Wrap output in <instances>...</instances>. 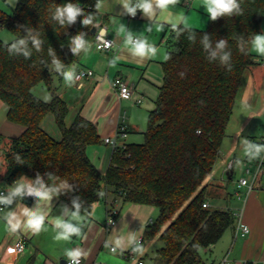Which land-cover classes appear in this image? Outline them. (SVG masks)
I'll return each instance as SVG.
<instances>
[{
	"label": "trees",
	"instance_id": "trees-1",
	"mask_svg": "<svg viewBox=\"0 0 264 264\" xmlns=\"http://www.w3.org/2000/svg\"><path fill=\"white\" fill-rule=\"evenodd\" d=\"M100 1L18 0L11 14L0 10V27L12 34L11 41L26 35L19 25L39 32L44 41L40 52L32 49L31 58L25 59L10 56L0 40V101L6 106L7 121L23 128L4 152L7 182L12 184L21 175L35 180L39 174L50 184L47 173L67 180L73 190L56 198L71 208L72 199L80 196L85 201L82 216L86 219L93 205L105 197L96 193L106 189L122 204L156 208L157 218L141 236L142 244L155 238L159 243L151 264H203L200 252L213 246L235 221L228 210L202 208L209 197L204 180L219 158L242 75L255 63L251 51L242 54L238 50L237 41L259 33L264 0H240L243 15L216 21L208 18L206 29H195V43L188 40L186 32L178 39L172 33L166 52L171 58L162 62L163 81L155 109L147 117L144 140L112 148L104 174L86 155L87 147L99 142L94 124L79 114L65 124L68 107L51 88L54 78L61 75L53 69L48 54L51 48L67 69L77 64L82 54L71 53L70 37L80 31L87 33L89 43L94 37L93 27L80 23L82 16L73 25L61 27L51 18L53 6L78 4L85 15L94 14L96 24ZM205 34L213 43L228 39L231 71L218 61H208L200 43ZM39 83L53 91L49 101L32 93ZM47 115L59 130V140L41 127ZM17 156L23 164L16 162Z\"/></svg>",
	"mask_w": 264,
	"mask_h": 264
},
{
	"label": "crops",
	"instance_id": "crops-1",
	"mask_svg": "<svg viewBox=\"0 0 264 264\" xmlns=\"http://www.w3.org/2000/svg\"><path fill=\"white\" fill-rule=\"evenodd\" d=\"M120 3L121 0H101L98 8L96 29L104 28L105 37L112 43L111 49L98 52L90 42V50L82 52L78 63L65 69H74L75 73L80 69H88L93 72L92 77L75 82L69 87L61 76L59 79L54 78L51 86L68 107V122L71 123L74 116L79 114L94 124L99 142L88 146L86 155L101 174H104L109 165L112 151V147L103 142L106 138H114L117 147L139 144L136 143L139 139L135 135L143 136L148 114L155 109V101L163 81V57L169 42L173 41L172 32L168 28L159 31L154 25L151 32L144 31L150 21L141 12L136 19H129L128 15L120 16ZM170 10L184 15L194 29L195 12L207 15L203 0H180ZM121 24L131 30L134 36L146 37L149 43L156 45L159 50L157 56L144 60L133 57L124 43L125 33L119 31ZM260 33H264V17L258 34ZM251 53L255 63L242 75L230 116V119L235 117V124L229 132L226 130L219 158L204 180L209 193L206 200L208 207L211 208L212 203L214 206L211 209L228 210L238 216V219H235L233 227L226 229L213 246L200 252L203 264H264V175L249 189L247 186H238L243 179L237 173L240 167L229 168L236 159H240L243 161V169L250 166L253 171L257 160L249 162L244 156V138L264 144V132L261 129V124L264 123V56H259L254 51ZM114 58L115 64H111ZM115 77L123 78L131 87L132 95L129 99L119 98L112 90L111 82ZM52 94L53 91L50 97ZM6 111V106L0 101V190L5 195L7 187L12 184L7 182L4 152L10 141L17 138L23 130L20 125L7 121ZM121 123L127 128L126 135L116 137L115 130ZM262 162L264 164V160ZM22 203L31 208L35 204V198L26 196ZM23 204L13 205L18 214L22 212ZM61 204L67 205L56 197L53 198L48 221L44 230L38 234L26 231L11 233L5 220L9 210L4 208L0 212V264H64L65 250L76 247L87 253L82 264H136L137 259L146 264V252L142 255L133 253L126 241L130 233H134L136 239L141 238L144 228L153 221V214L158 213L156 208L153 212V207L122 204L110 189H106L103 201L93 205L90 217H83L81 237H73L71 241H57L50 221L53 216L60 215ZM68 208L71 209L69 206ZM109 209L116 212L114 225L110 227L106 225ZM237 222L247 226L249 232L246 235L240 236L236 230ZM20 237L25 240L24 249L13 255L9 249H13ZM119 237L125 240L124 250L112 252L110 247H105L106 241H114ZM151 243H156L157 248L159 247L156 238L143 245L146 247L145 244L148 246Z\"/></svg>",
	"mask_w": 264,
	"mask_h": 264
},
{
	"label": "clouds",
	"instance_id": "clouds-1",
	"mask_svg": "<svg viewBox=\"0 0 264 264\" xmlns=\"http://www.w3.org/2000/svg\"><path fill=\"white\" fill-rule=\"evenodd\" d=\"M179 3L180 0H121L120 5L122 6V10L119 15H128L134 18L137 12L140 11L150 21L144 31L151 32L154 25L157 26L159 31H164L165 28H168L175 34L177 39L181 34L186 32L188 40L195 43L197 31L188 24L187 18L184 15L176 14L170 10L175 8ZM203 6L211 21H216L218 18L225 16L243 15L240 0H203ZM53 7L54 11L51 13V18L61 27L73 25L77 21V17L81 16L83 17L80 21L82 26L98 27L94 23V14L89 13L85 15L84 9L78 4L69 2L54 5ZM96 7L99 8V4ZM18 27L23 29L26 35L11 42L5 40L3 44L10 56L22 55L25 59H30L32 49L40 52L44 41L40 38L39 32L34 31L27 25H19ZM119 31L125 33L124 43L133 57L144 60L157 56L158 48L156 45L149 43L146 37L134 36L133 32L124 24L120 25ZM86 35V32L80 31L74 37H70L69 47L74 56L79 55L81 52L87 53L90 50L89 42L85 39ZM200 43L207 54L206 58L209 62L218 61L227 71L232 70V52L229 48L228 39L221 38L213 43L212 38L205 34L201 38ZM237 44L238 50L242 54L254 51L259 56H264V33L253 34L248 39L241 36L238 38ZM48 54L52 57V65L55 71L63 77L65 84L71 87L77 80L74 69L65 70L51 48L48 49ZM163 58L167 61L171 57L170 55H165ZM115 59L110 63L115 64ZM242 149L244 156L249 162L264 160V144H258L244 138L242 140ZM16 162L23 164L19 156L16 157ZM233 166L237 168L242 167L243 161L236 159L235 163L229 165V168L231 169ZM47 175L51 181L50 184L45 183L39 174H37L35 180L21 175L11 186L7 187L6 195L4 192H0V207L9 210L5 220L11 233L26 231L38 234L44 230V225L49 217V208L53 207V198H58L61 194H66L73 190L67 180H61L60 177L51 173H47ZM96 195L102 198L105 193L100 191ZM26 196L35 198L33 207L29 208L22 203ZM18 203L23 204L22 212L19 214L15 207H13V205H17ZM59 211L60 215L53 216L50 221L55 229V239L57 241H71L73 237H81L84 228L82 212L86 211L85 201L80 196H76L72 199L71 209L67 205L61 204ZM126 242L133 253L141 255L144 253L145 247L136 239L134 233L129 234ZM124 243V238L119 237L114 241H106L105 247H110L112 252H116L118 249L122 251L124 250ZM9 251L13 252L14 249H9ZM64 256L68 264H81L82 259L87 256V253L83 249L76 247L66 249Z\"/></svg>",
	"mask_w": 264,
	"mask_h": 264
},
{
	"label": "built area",
	"instance_id": "built-area-1",
	"mask_svg": "<svg viewBox=\"0 0 264 264\" xmlns=\"http://www.w3.org/2000/svg\"><path fill=\"white\" fill-rule=\"evenodd\" d=\"M139 12L140 11L137 12L136 17H134V18L129 16V19L138 18ZM92 43L94 45L95 50L98 52H106V51L110 50L111 46H112L111 41L105 37L104 28L96 29V32H95L94 37L92 39ZM92 75H93V72L91 70L80 69L76 72V76H77L76 82L78 83L83 79L91 78ZM111 88L114 92L117 93L118 97L121 99H129L132 95L131 87L129 86L127 81L121 77H115L112 80ZM126 129H127L126 126H124L122 123L118 124L117 128L115 130V136L116 137H125ZM103 142L105 145L111 146L112 148L117 147L114 138H106ZM249 167H247L244 171L247 178L241 179L239 181L238 186H247L249 189H251L255 186L258 178L261 175H264V164H263L262 160H257V162L253 168V171H251V168H249ZM0 192H4V191L0 190ZM4 194H5V192H4ZM207 207H208V205L206 203L202 204V208H207ZM3 209L4 208L0 207V212ZM115 214H116V212L114 210H112V209L108 210V220H107V224H106L107 226L110 227V226L114 225ZM234 217H235V219H238V216H234ZM236 230L239 232L240 236H244L249 232L247 226H245L244 224H242L240 222H237ZM137 240L141 242V238H138ZM24 243H25V240L23 237L18 238V240L14 243V246H13V249H14L13 255H17L23 251ZM110 250H111V248H110ZM64 264H68V261L65 260ZM81 264H82V261H81ZM95 264H102V263H95ZM136 264H144V263L141 259H137Z\"/></svg>",
	"mask_w": 264,
	"mask_h": 264
},
{
	"label": "rangeland",
	"instance_id": "rangeland-1",
	"mask_svg": "<svg viewBox=\"0 0 264 264\" xmlns=\"http://www.w3.org/2000/svg\"><path fill=\"white\" fill-rule=\"evenodd\" d=\"M17 1L18 0H0V10L3 11L4 13H6V14H11L12 9L15 7ZM203 20H204V22H203ZM193 21L195 23L194 25H196L195 29L204 30L207 27L208 16L205 15V14H201V13L195 12V14L193 16ZM201 23H203V24L201 25ZM11 39H13L12 34H10L6 29L0 27V40H2V41H5V40L11 41ZM53 69H54V67H53ZM32 93L36 97L40 98L43 101H49L50 100L51 91H48L46 86L43 83L37 84L33 88ZM234 118L235 117L232 116V118L230 119L231 121L228 123V126L226 128L227 132H229L230 129L232 128V126L235 124ZM65 124L68 126L70 124V122H68L66 120ZM146 124H147V122H146ZM261 126H262L261 129L264 132V123H263V125L261 124ZM42 129L50 137H52L53 139H55V140H59L60 139L59 130L57 129V127H56L51 115H47L45 117V119L43 120ZM135 137H137L139 139V142H136V143H142L143 140H144L143 136H141V135L136 134ZM247 166H249V165H247ZM242 169H243V167H240V170L237 173H239L241 177L246 178L247 176L244 173V169L245 168L243 170ZM210 201H212V200H210ZM213 206L214 205L211 203L210 207L212 208ZM152 210H153V212H155L154 208H152ZM157 215H158V213L156 214V212L153 214V216H152L153 217V221L157 218ZM145 246H146L145 247V252H146L147 257H148V258H146V264H151V260L150 259L152 258V255L154 254V251L157 248V244L156 243H151L148 246H147V244H145Z\"/></svg>",
	"mask_w": 264,
	"mask_h": 264
},
{
	"label": "water",
	"instance_id": "water-1",
	"mask_svg": "<svg viewBox=\"0 0 264 264\" xmlns=\"http://www.w3.org/2000/svg\"><path fill=\"white\" fill-rule=\"evenodd\" d=\"M95 32H96V28L93 27V28L91 29V34H95ZM28 200H29V198H28L27 200H25V203H27Z\"/></svg>",
	"mask_w": 264,
	"mask_h": 264
}]
</instances>
